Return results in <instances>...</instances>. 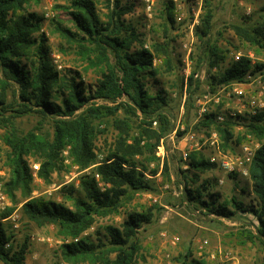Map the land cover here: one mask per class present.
Returning a JSON list of instances; mask_svg holds the SVG:
<instances>
[{
	"label": "trees",
	"instance_id": "trees-1",
	"mask_svg": "<svg viewBox=\"0 0 264 264\" xmlns=\"http://www.w3.org/2000/svg\"><path fill=\"white\" fill-rule=\"evenodd\" d=\"M30 1L0 0V117L8 129L4 141L10 149L8 161L11 169L10 179L5 184L6 191L12 198L19 191L30 199L23 205V212L31 222L38 226L58 227L63 238L69 240L61 246L68 262L135 264L142 249L140 231L144 225L153 223V209L129 212L120 227L106 226L105 233L99 234L102 238L96 241L83 234L93 227L97 216L119 213L138 193L157 191L153 178L158 170L150 169L149 165L159 160L156 151L161 140L173 131V125L163 111L169 104L168 94L162 90L151 93L146 80L156 79L159 75L158 69L154 67L153 52L164 55L167 65L172 64L170 42L155 44L153 52L145 48L143 34L124 19L125 15L133 12L134 4L110 0L113 2H110V11L103 21L93 0H72L70 14L77 32L63 28L61 33L79 45L83 57L99 67L104 66L101 78L91 89L78 73L58 71L51 63L44 37L33 38V33L41 27V19L35 13H24ZM164 15L167 21L166 39L173 41L168 35L177 30L172 1L165 5ZM214 16V11L206 8L201 25L196 30L201 40L211 34ZM234 30L240 41L247 43L255 52L258 49L264 51V22L253 27L237 26ZM31 57L30 64H24L23 58ZM204 60L210 68H214L219 67L225 57L216 46L206 45L196 70L201 68ZM263 67L264 64L258 58L253 64L252 58L245 54L236 61L232 60L225 69L217 73L209 72L207 81L215 91L221 85L242 82L248 73H255ZM200 87L201 82L190 76L186 100L188 114ZM9 91L12 99L9 98ZM123 97H127L130 102H119ZM99 99L115 105L101 106L94 103ZM120 109H124L127 114L137 115L140 112L143 115L139 134H131L134 126L129 119H116L114 127L119 135L113 149L103 161H97L96 122L115 115ZM32 114L52 119V137L36 131L20 133L15 128L16 119ZM216 115L209 113L195 128L216 129L224 152L235 140L234 128L238 123L236 118L231 117L217 124ZM153 118L159 123L157 128L152 127ZM247 128L260 140L250 165L251 192L256 203L246 205L235 197L222 202L213 197L206 201V186L187 189V196L197 207L201 206L219 217L233 218L240 212L252 214L259 226L256 235L249 233L247 237L250 241H260L264 246V112L249 119ZM183 134L180 133L181 136ZM65 151L69 152V158L81 171L95 165L82 175L79 195H75L77 191L73 186L67 188L73 208L45 198L31 199L34 175L29 159L36 158L40 164L38 177L49 181L53 172L63 169ZM187 160L190 161L189 167L198 172L218 168L200 152L190 153ZM163 167L168 172L167 161ZM148 175L153 178H148ZM13 211L7 208L1 218H9ZM13 238L4 222L0 221V262L25 264L29 240L15 244ZM184 264L207 263L190 254L185 256Z\"/></svg>",
	"mask_w": 264,
	"mask_h": 264
},
{
	"label": "rangeland",
	"instance_id": "rangeland-1",
	"mask_svg": "<svg viewBox=\"0 0 264 264\" xmlns=\"http://www.w3.org/2000/svg\"><path fill=\"white\" fill-rule=\"evenodd\" d=\"M71 1L31 0L26 5L24 13H35L41 19V27L39 31L33 33V38L44 37L53 66L61 73L67 71L78 73L88 87L94 89L101 78L104 66L103 68L99 67L83 57L79 45L68 40L61 33L63 28L69 29L73 33L77 32L70 14ZM93 1L99 16L105 21L110 11L109 4L113 1ZM170 1L174 3L176 20L178 18L177 30L168 33L169 39H173V41L166 39L167 33L165 32L167 27L164 15L165 5ZM122 2L123 4H134L133 12L125 15L124 19L136 26L143 34L145 48L153 52L155 44L164 41L170 42L172 64L167 65L164 55L153 52L154 67L158 69L159 75L156 79L147 78L146 81L151 93L162 90L168 94L169 104L163 111L169 116L173 131L168 133L159 145V147L162 144L164 146V156H159V149H157L156 156L159 160L149 165L150 169L158 170V174L154 178L148 175V178H153L156 182L157 191L138 193L133 201L120 209L119 213L97 216L93 227L87 230L83 236L91 237L96 241V239L102 238L99 234L105 233L106 226L120 227L129 212L153 209L155 212L153 223L144 225L140 231L142 249L136 257L135 264H184L185 256L190 254L197 259L205 260L207 264H264L263 244L258 240L250 241L247 237L249 233L257 234L259 223L255 216L240 212L233 218L219 217L201 206L197 207L189 201L187 196V189L206 186L207 191L204 192L206 201L213 197L222 202L235 197L246 205L255 204L256 200L251 192L250 174L248 176L238 173L227 175L218 168L198 172L189 167V160H184L185 143L182 142L184 135L189 130L201 133V130H196L194 121L199 116L197 99L203 95L209 85L207 81L209 72L217 73L219 70L225 69L232 60H235L234 57L237 54H247L255 61L259 57H264V51L258 49L255 52L247 43L240 41L234 30L237 26L253 27L263 23L264 0H122ZM208 7L214 11L215 15L212 32L204 40H201L195 33L191 52L192 68L195 72L205 73L207 80L201 82L200 90L194 95L193 107L188 114L186 100L189 78H185L183 75L181 56L182 45L189 36H186L184 32L193 11H201L200 26ZM206 45L216 46L222 52L225 61L221 62L219 67L210 68L208 62L204 60L201 68L196 70ZM30 60L32 57L23 58L24 64H30ZM217 90L218 88L215 91L212 90V93H216ZM220 95V104L212 105V110L213 113L223 115L225 120L223 122L216 121L217 124L231 119V111L238 112L236 103L228 107L229 99L223 93ZM9 98L12 99L10 91ZM118 101L130 102L127 97ZM94 103L101 106L115 105L102 99L95 100ZM212 104L214 103L212 102ZM6 115L8 116L9 113ZM237 115L239 116L236 117L238 124L234 128L235 140L231 147L224 151L230 155L241 151L245 143L255 149L260 146V140L248 131L249 119L243 114ZM120 118L131 121L134 126L131 134H139V126L143 120V115L140 112L133 115L120 109L115 115L97 121L98 133L95 140L97 161H103L108 152L113 149L119 135V131L114 127V121ZM1 120L0 117V213L2 214L7 208L14 209L11 216L4 220L7 231L13 235L15 244L22 243L26 239L29 240L25 264H73L68 262L62 254L61 246L69 240L63 238L58 227L55 225L38 226L31 222L23 212V205L30 199L24 197L19 191L16 192L15 198H12L6 191L5 184L11 176L8 161L10 149L4 141L8 129ZM153 120L156 121L155 118ZM14 122L15 128L20 133L36 131L49 137H52L54 133L52 119L40 114L27 115ZM153 122L152 127L157 128L159 123L154 127ZM214 131L216 129H209L211 134ZM180 133L184 134L181 136ZM211 134L208 133L210 136ZM237 141L242 142L238 143ZM198 152L203 155L208 154V151ZM138 159L143 158L138 157ZM166 161L168 162V172H165L163 167ZM29 162L34 175L31 199L45 198L64 203L70 208H73V200L69 198L67 188L73 186L77 191L75 195H79L82 175L88 173L95 166L81 171L69 158V152L65 151L63 169L53 172L51 179L45 181L37 175L40 164L36 162V158L31 157ZM176 238L178 239L175 240ZM0 264L2 263L0 262Z\"/></svg>",
	"mask_w": 264,
	"mask_h": 264
},
{
	"label": "built area",
	"instance_id": "built-area-1",
	"mask_svg": "<svg viewBox=\"0 0 264 264\" xmlns=\"http://www.w3.org/2000/svg\"><path fill=\"white\" fill-rule=\"evenodd\" d=\"M200 14L201 11H193L191 19L189 20V24L185 30V35L189 36L188 40L182 45V56L181 62L183 67V75L185 78H189L193 76L195 80L200 82H204L207 80V76L203 72H194L193 62L191 59L192 52V43L194 39V35L196 33V29L200 23ZM178 21V18H177ZM241 54H237L234 58L235 61L238 60ZM252 58L251 56H249ZM253 64H255V59L252 58ZM258 86L257 90L253 93V88ZM221 93L227 99H235V101H239L240 105H243L245 114L243 111L238 109V112L230 113V117L236 118L237 114H243L248 119L257 116L259 113L264 112V70L263 68L255 73H248L245 79L242 82H232L225 85H221L216 93H212L211 87L208 85L206 91L197 99V106L199 116L194 121L195 124L200 123V121L205 118L209 113H213L212 105H219L221 102ZM248 95V96H246ZM212 102L214 104H212ZM230 105H228L229 107ZM216 121L223 122L225 120L224 116L216 113ZM158 125V121L153 122V126L156 127ZM184 129V127H182ZM201 133L189 130L183 137L182 142L185 143V148L183 152L184 160L188 159V155L192 152L198 151H206L210 150V154H208V160L211 163H215L218 169L222 170L225 174H235L238 173L242 176H248L250 174V165L256 151L255 148H252L249 144L245 143L242 146L241 151L226 154L221 150L220 144L221 140L217 131L209 132L207 127L200 129ZM208 133L211 134L208 135ZM159 156H164V146L163 144L158 147ZM99 178V176H96ZM102 186V183H100ZM1 205V201H0ZM0 213V221L7 220L2 219ZM176 238L175 240H177Z\"/></svg>",
	"mask_w": 264,
	"mask_h": 264
},
{
	"label": "crops",
	"instance_id": "crops-1",
	"mask_svg": "<svg viewBox=\"0 0 264 264\" xmlns=\"http://www.w3.org/2000/svg\"><path fill=\"white\" fill-rule=\"evenodd\" d=\"M258 61L259 62H262L263 64H264V57L262 58V57H259L258 58ZM263 70H264V67H263ZM257 88H258V86L256 85L254 88H253V93H255L254 91H256L257 90ZM246 96H248V95H246ZM264 98V97H263ZM231 100V101H230ZM233 103H236V105H237V108L240 110V111H243V113L245 114V110H244V107H243V105H240L239 104V101H235L234 99H229V101H228V104H227V106L228 105H232ZM206 151H208V154H210V150H206ZM205 152V151H204ZM208 154H206L207 156H208ZM221 181H223V180H221Z\"/></svg>",
	"mask_w": 264,
	"mask_h": 264
}]
</instances>
